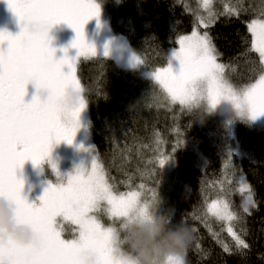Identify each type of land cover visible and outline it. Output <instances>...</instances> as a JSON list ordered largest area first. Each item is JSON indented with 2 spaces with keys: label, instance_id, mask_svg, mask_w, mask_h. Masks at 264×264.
I'll return each instance as SVG.
<instances>
[{
  "label": "trees",
  "instance_id": "16d2710c",
  "mask_svg": "<svg viewBox=\"0 0 264 264\" xmlns=\"http://www.w3.org/2000/svg\"><path fill=\"white\" fill-rule=\"evenodd\" d=\"M96 1L110 31L122 36L142 61L137 68L125 67L97 54L77 62L86 101V141L109 184L116 193L141 191L144 199L155 190L157 211L194 229L185 252L187 264H264V129L236 119L231 137L212 111L193 119L179 109L171 118L163 91L145 75L166 66L167 53L178 37L192 30L195 11L201 9L199 0ZM213 4L217 16L201 30L211 37L218 62L230 68L233 85L243 87L260 74L248 22L264 17V0H213ZM226 6L238 11L229 14ZM162 153L169 159L160 166L157 157ZM237 173L245 176L252 190L255 203L247 213ZM219 196L239 216L231 226L247 248H238L224 222L207 212L208 201Z\"/></svg>",
  "mask_w": 264,
  "mask_h": 264
},
{
  "label": "snow or ice",
  "instance_id": "6c2138e0",
  "mask_svg": "<svg viewBox=\"0 0 264 264\" xmlns=\"http://www.w3.org/2000/svg\"><path fill=\"white\" fill-rule=\"evenodd\" d=\"M6 2L19 18L21 29L15 35L0 31V45L7 42L6 48L0 47V196L14 204L19 220L33 226L36 238L31 243H22L11 237H0V264H82L80 251L84 247L96 252L99 264H116L111 255L113 233L119 230L121 218L131 210L145 213L157 203L155 190H149L153 193L151 199H144L141 191L117 194L95 155H92L90 170L78 168L68 176L66 184H50L39 198V205L29 203L22 195L23 181L16 176V169L26 160L39 165L48 158L53 142L65 140L71 143L80 127L79 115L86 106L84 96H80L78 106L71 110L70 123L60 118L62 108L59 101L69 86L77 92H84L76 75V64L79 57L87 58L98 53L86 40L83 29L90 18L99 17V6L95 0ZM207 4L208 0H205ZM226 11L231 14L238 8ZM61 21L76 33L71 42V46L78 50L76 57L64 55L57 59L55 49L49 45V29ZM213 21L212 13L207 22L201 20L205 27ZM248 31L253 38L251 50L258 54L261 67L258 78L242 88L235 87L227 78L226 66L218 63L217 49L208 32L200 35L195 29L190 35L178 37L179 48L168 54L167 66L156 68L148 75L166 94L163 99L169 104H178L183 111L185 105L195 99L196 90L190 85L197 80H206L209 109L224 99L232 103L238 115L254 117L264 113V20H252ZM194 49L201 53L195 58ZM102 54L108 55L107 47ZM173 60L179 62L177 70L172 67ZM130 62L133 66L142 63L135 52ZM29 83L38 91L47 90V97L42 100L39 95H33L26 103L24 97ZM155 99L160 102V97ZM168 159H160V166ZM52 167L55 169V164ZM140 187L143 189L144 186ZM240 191L246 193L242 208L247 213L249 205L255 203L252 190L241 183ZM100 209L111 219L110 225L104 226L97 216L89 215ZM207 212L218 221L230 224L239 219L227 199L212 201ZM57 216L78 224L79 235L72 239L62 238L58 225L54 226ZM227 231L238 248L248 247L233 227L229 226ZM225 251H228L227 246ZM184 264H187L186 258Z\"/></svg>",
  "mask_w": 264,
  "mask_h": 264
},
{
  "label": "rangeland",
  "instance_id": "374dc122",
  "mask_svg": "<svg viewBox=\"0 0 264 264\" xmlns=\"http://www.w3.org/2000/svg\"><path fill=\"white\" fill-rule=\"evenodd\" d=\"M95 2L99 6V10H100L99 17H92L85 23L83 31L86 40L97 49L98 51L97 54H102L105 50V47H107V51H108L107 56L112 57L119 64L125 67H132V68L139 67L140 64L133 66L132 63L130 62V57L134 51L128 46L126 40L122 36L113 34L110 31L108 26V21L102 7L96 0ZM199 3L201 9L195 11L196 20L193 23L192 30L184 35H190L194 29L200 35H203L205 31H202L201 29L205 28V26L204 23L201 22V20L203 19L205 22H207V17L209 16L210 13L214 15V19L217 16L216 11L213 9L214 6L213 0H208L207 5H205V0H199ZM225 8L228 9L229 7L226 6ZM2 11L15 14L9 9L6 0H0V12ZM252 20H264V17L252 19ZM252 20H250L248 24ZM48 36H49L50 47L55 49L54 52L55 58L59 59L64 55H68L69 57L77 56L78 50L71 46V42L75 38L76 33L74 29L71 28L67 23L61 21L59 23L52 25V27L49 29ZM178 48L179 45L177 43V45L174 48L168 51L167 56L168 54L171 53V50ZM64 67L65 70H67V65H65ZM172 67L174 70H177L179 67V62L173 60ZM225 71L227 78L231 82L229 77L230 68L226 66ZM150 72L152 71H145V75L150 77L148 75V73ZM150 79L152 80L151 77ZM237 88H242V87H237ZM33 95H39L40 98L43 100L47 97V90L40 89L38 91L36 87H33L30 91L26 92L24 97L25 102L26 103L29 102L32 99ZM164 95L166 94L164 93ZM168 106H169L168 109L170 110L167 111L169 112V115L172 114L171 118L172 117L174 118L176 115L175 111L177 112L179 109H181V107L178 104H169V103ZM174 106L175 109L172 108ZM85 108L81 111L79 115L80 127L77 129L71 143H68L65 140H61L58 143L53 142L49 157L46 158L44 161H42L39 165H33L31 160H26L22 166L16 169L17 179L23 181L22 195L27 198L29 203H35L39 205V203L41 202L39 198L43 195L44 190L47 187H49L50 184L51 185H56L57 183L66 184L68 176L70 174H74L78 168H84V169L88 168L89 170L91 169V158L92 155L95 154L92 151L91 144L87 143L86 141ZM211 111L216 113L219 119L222 121V123L225 124L226 128L228 129L229 135L231 137H233L234 135V122L236 119L246 120L252 125L264 129V113H259L254 117L246 116L244 118H240L235 112V110L230 108L227 102L223 100L216 103L215 106L211 108ZM233 148H234L233 150L237 151L235 146ZM166 157H167L166 154L162 153L161 156L157 158L162 159ZM166 163H168V161H166L164 164ZM52 164H55L56 166L55 169H53ZM229 166H230V160L226 159L224 161L225 169H228ZM235 177H236L238 189L241 188V183L246 184L248 186L247 180L244 175L237 173ZM128 191H137V190L132 189L124 192L126 193ZM243 195L245 196L246 193H243ZM151 197L152 195L149 197V199H151ZM220 199H226V198L224 196L214 197L213 199L208 201L207 208L208 205L212 203V201L214 200L219 201ZM91 215L97 216V218L104 226H108L112 222L109 216L105 214L103 209L91 213ZM223 222L225 224L226 229L232 225L228 221H223ZM56 225H58V230L61 231L62 238L64 239H72L79 235V225L73 223L71 220L63 219L62 216H57L55 218L54 226Z\"/></svg>",
  "mask_w": 264,
  "mask_h": 264
},
{
  "label": "clouds",
  "instance_id": "9594fccd",
  "mask_svg": "<svg viewBox=\"0 0 264 264\" xmlns=\"http://www.w3.org/2000/svg\"><path fill=\"white\" fill-rule=\"evenodd\" d=\"M193 50V58L200 55ZM206 80L194 81L190 88L196 90L195 99L185 105V112L193 119H202L205 112L211 111L206 98ZM82 93L67 87L60 97L62 111L60 118L71 121V110L78 106ZM228 106L235 110L230 101ZM238 115V114H237ZM240 118L245 114L238 115ZM91 215V213H89ZM120 228L111 240V255L116 264H184L185 252L192 239L190 227L183 221L173 223L168 213L157 211V203L145 213L138 209L131 210L121 218ZM0 237H11L22 243H31L36 232L30 223L17 218L15 206L6 197L0 196ZM82 264H99L96 252L84 247L80 251Z\"/></svg>",
  "mask_w": 264,
  "mask_h": 264
},
{
  "label": "flooded vegetation",
  "instance_id": "af4514ba",
  "mask_svg": "<svg viewBox=\"0 0 264 264\" xmlns=\"http://www.w3.org/2000/svg\"><path fill=\"white\" fill-rule=\"evenodd\" d=\"M21 29L19 18L10 12H0V31H7L12 35L17 34ZM0 47H7V42H4ZM35 87L32 83L26 85V92Z\"/></svg>",
  "mask_w": 264,
  "mask_h": 264
}]
</instances>
